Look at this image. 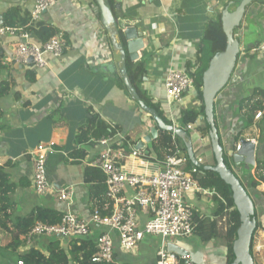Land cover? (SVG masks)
Masks as SVG:
<instances>
[{
  "label": "crops",
  "instance_id": "crops-1",
  "mask_svg": "<svg viewBox=\"0 0 264 264\" xmlns=\"http://www.w3.org/2000/svg\"><path fill=\"white\" fill-rule=\"evenodd\" d=\"M222 1L115 0V18L119 30L124 33V42H121L120 38L119 41L126 51L127 61L133 63L132 71L141 64L145 67L146 72L139 82L140 90L153 102L161 105L166 117L165 85L168 74L171 70L187 68L192 63L191 59L197 54L196 50L207 23L216 19V8L218 5L219 8L221 7ZM34 4L35 0H0V24L8 9L20 7L22 15H30ZM247 11L251 15L256 11L261 21H264L262 4H252ZM245 19L244 23L252 22L247 26L256 30L251 41L260 43L264 26L254 17L253 20L250 16L248 18L246 16ZM253 21H257L262 29L256 28ZM41 22L52 26L58 34L62 33L68 44L63 57H48V67L26 69L16 64L4 65L5 59L11 58L15 44L19 40L8 37L0 46V52L3 54L2 64L5 67V70L0 72V81L12 79L15 83L11 94L0 99V107L4 113L0 118L2 128L0 163L2 166L6 165L5 169L11 175L13 182L19 183L24 180L29 184L19 188L14 196L18 215L25 216L36 207H45L65 214L71 212L89 220L92 217L89 202L92 187L85 183L84 173L90 162L104 151V146L100 144L88 147L76 141L82 128L87 124L90 113L99 114L104 122L119 129L116 137L114 136L115 139L128 140L131 145L136 144V146L142 143L144 146L142 150L145 152L152 147V143H146L145 139L150 136L151 129L156 124L154 119L119 86L117 78L121 76V56L113 48L96 0H59L43 15ZM128 28H135L137 39L130 41L126 38L125 31ZM245 32L246 30L244 34ZM32 40L40 43L36 37ZM255 42L251 46V42L248 44L244 39L241 41V46L243 48V43L248 44L251 52V48L257 44ZM131 43L138 45L136 50L129 48ZM247 57L243 75L246 83L238 89L236 96L246 97L255 88L264 89V60L257 55L249 54ZM240 60L242 61V58L239 62ZM190 104L201 106L195 88L186 95L182 104L172 107L174 116L178 117L177 120L181 119V111ZM218 117L219 115H216V118ZM227 124L229 128L225 137L235 140V132L243 129L239 128L243 127V123L239 124V127L231 125V121H227ZM246 130V128L243 130L241 137L251 138L245 134ZM196 132V130L192 131L191 134ZM40 145L52 149L47 159L50 181L57 187L74 186L75 188L70 206L59 199L55 190H50L46 196H39L33 188L31 154ZM81 148H85L88 155L83 160L74 158L72 154ZM257 152L258 146L256 158ZM152 156L155 158V154ZM258 156L261 158L260 152ZM197 158L204 160V156ZM157 164L150 168L147 175L156 173L159 169ZM132 165H134L133 161L128 164V166ZM243 165L245 174L249 175L250 180L251 176H255V167ZM131 168L144 174L143 169ZM257 190L263 194L260 188ZM131 194V190H126L124 193L125 196ZM211 197L198 193L189 198L188 203L201 217L212 218L215 204ZM255 202L258 223L261 226L255 234L256 246L262 247L260 254L262 255L264 211L261 202L256 200ZM140 214L141 222L144 224L147 221V214L144 212ZM57 240L56 237L40 238L30 247L24 244L20 251L25 252L35 248L46 253L49 245ZM173 243L190 245L194 251L203 253L205 264L228 262L224 238L203 243L193 235L191 238L171 239L166 242L158 236H148L134 254L117 251L114 264H157L158 249L162 247L169 249V245ZM60 244L66 251L70 245L66 239H60ZM18 262H21L19 253L0 247V264H18Z\"/></svg>",
  "mask_w": 264,
  "mask_h": 264
},
{
  "label": "built area",
  "instance_id": "built-area-1",
  "mask_svg": "<svg viewBox=\"0 0 264 264\" xmlns=\"http://www.w3.org/2000/svg\"><path fill=\"white\" fill-rule=\"evenodd\" d=\"M58 1L35 0L26 26L6 27L0 24V46L8 37L19 40L15 44L11 58H6L4 65L16 64L26 69H44L48 67V57H63L68 44L62 33L42 44L33 41L34 35L28 31L30 28H35L41 22L43 15ZM145 1L154 2L155 0ZM262 8L264 9V4ZM261 24L264 26V21H261ZM250 54L264 60V33L259 46ZM248 55L243 50L240 52L239 59L242 58V61H238L228 84L215 101L216 115H224L228 121H232L233 112L238 106L236 93L246 83L243 75L244 62ZM197 60L198 54L191 59L192 63L187 68L171 70L165 85L167 117L172 125L182 127L188 132L203 128V119H200L196 125L183 126L181 119L177 120L178 117L174 116L172 107L183 102L186 95L194 89L192 74L198 66ZM261 118L262 113L259 112L255 122L257 123ZM243 130L238 129L235 132L236 139L239 140H234L228 147L233 149L234 155L241 152L244 140L257 145L254 138L241 137ZM115 137L101 139L99 144L104 146V151L89 164L90 167L100 170L105 175V197L112 203V214L102 216L99 211H95L88 220L67 212L60 223L38 222L23 238L26 247L32 246L35 240L45 237H56L68 241L92 240L97 252L87 264H114L117 251L123 254H134L148 236H158L166 242L171 239H187L194 235L196 210L188 203V199L198 193L209 196L215 193L199 185L198 177L201 170L190 165L186 149L178 148L174 155L169 156L163 164H159L145 158L144 150H138L130 142L117 140ZM51 150L47 146L40 145L31 154L33 188L39 196H46L50 190H55L59 199L70 206L75 194L74 186L57 187L49 179L47 159ZM197 159L200 164H205L202 158ZM131 161L134 165L128 166ZM154 164H157L159 169L156 173L147 175ZM131 167L143 169L144 174L132 170ZM126 190H131L132 194L125 196ZM141 212L147 214V221L144 224L141 222ZM96 230L100 232H95ZM262 250V247L254 246L253 252L260 255ZM156 257L157 264H194L188 257H181L165 247L158 249ZM18 264L24 263L21 261Z\"/></svg>",
  "mask_w": 264,
  "mask_h": 264
},
{
  "label": "trees",
  "instance_id": "trees-1",
  "mask_svg": "<svg viewBox=\"0 0 264 264\" xmlns=\"http://www.w3.org/2000/svg\"><path fill=\"white\" fill-rule=\"evenodd\" d=\"M106 1L109 3L114 13L115 0ZM242 1L243 0H223L221 7L219 8L218 5L216 8V19L210 20L207 23L206 29L203 32L197 49L198 66L196 67L195 73L192 74L194 87L197 93V99L201 103V106L197 107L194 104H190V106L181 111V123L183 126L196 125L197 122L205 116V104L202 99V78L204 73L207 71L213 57L217 53L225 51L228 44V39L223 29V12L225 8L236 10ZM255 3H261L263 5L264 1L259 0L252 4ZM28 22L29 14L22 15L20 7H13L6 11L1 25L6 27H23L26 26ZM241 25L242 23L236 29H240ZM28 31L32 32L34 35L33 37H36L42 44L49 42L58 34L57 30L52 26L46 25L42 22H39L35 28L28 29ZM119 38L121 42H124V33L122 30H119ZM258 46L259 43L255 44L251 49L257 48ZM2 59L3 54L0 52V72L5 70V67L2 64ZM132 67L133 63L128 60L127 71L133 86L141 97V100L149 107L155 109L158 112L159 117L166 124L172 125V122L166 117L161 105L153 102V100L150 99L146 93L140 90L139 82L146 72L145 67L141 64L136 68L135 71H132ZM28 74L30 75V73ZM29 80L32 79L29 78ZM117 81L119 86L128 95L129 93L125 87L123 78L118 76ZM14 84L15 83L12 79L0 81V99L11 94ZM236 102L238 103V113L245 120V128H250L256 124L261 130V139H263L264 89L255 88L246 97L238 96ZM259 112L262 113V118L256 123L255 118ZM3 114V109L0 107V118L3 116ZM197 128L198 127H196V129ZM199 129L209 136L206 126L203 128H198L197 130ZM1 131L2 128L0 127V133ZM118 131V128H114L110 124L104 122L99 114L92 112L90 113L87 124L82 128L81 133L77 137L76 141L80 145L86 144L88 147H93L99 144L101 139L115 136ZM134 146H136V144H134ZM178 148L186 149L185 145L178 137L174 136V134L170 132L161 130L159 131L158 137L152 142V147L148 150L149 154L148 152L143 151V155L150 161L163 164L169 156L175 154ZM152 154H155V158L152 156ZM87 155L88 152L85 148H81L72 154L74 158L79 160L85 159ZM224 160L227 167L231 169L226 159ZM190 165H192L191 162ZM5 167L6 165L0 167V247L7 251L19 253V259L25 264L89 263L92 256L97 252L96 245L92 240L69 241L70 245L66 251L61 247L60 238H58L57 241L49 245L46 253L35 248H30L25 252L20 251L21 247L25 244L23 240L24 236H27L30 233L36 223H60L65 213L50 208L36 207L32 210V212L25 216L18 215L17 203L14 199V196L16 195L19 188L29 186V184H26L24 180L20 181L19 183L13 182L11 175L6 171ZM255 173V176L250 177L251 190L248 191V189L245 187L249 195L251 192L260 193L257 189L264 183V159L259 158L258 152ZM84 181L86 184L91 185L92 187L89 197L92 214L95 211H99L102 216H110L112 214L113 206L112 203L109 202L105 197V175L100 170L88 166L85 169ZM198 182L203 189L213 191L215 193L211 197L215 204V208L213 210L212 218L201 217L197 214V212H195L194 235L198 237L203 243H209L213 240L224 238L227 246V264H231L234 261L233 245L237 239V232L241 225L240 214L236 209L233 199V192L230 187L215 172L212 171H201V174L198 177ZM262 195L264 196V194ZM254 204L256 208L255 201ZM256 220L257 229L253 236L251 253H253L255 234L261 227L258 223L257 209ZM221 222H224V225L223 223L220 224ZM221 225L223 226V231L225 232L224 234H222Z\"/></svg>",
  "mask_w": 264,
  "mask_h": 264
},
{
  "label": "water",
  "instance_id": "water-1",
  "mask_svg": "<svg viewBox=\"0 0 264 264\" xmlns=\"http://www.w3.org/2000/svg\"><path fill=\"white\" fill-rule=\"evenodd\" d=\"M259 0H243L236 10L225 8L222 16L223 29L228 39L227 48L223 52L217 53L211 60L207 71L202 78V99L205 104V126L208 129L209 137L213 148L214 165L200 164L194 153L193 142L190 132L182 127L168 125L160 117L158 112L149 107L141 100L139 93L133 86L127 71V56L123 45L119 41V28L114 13L106 0H96L101 11L102 22L107 29L112 40L113 48L119 52L121 77L125 87L134 102L138 103L140 108L150 115L155 121V127L151 129V134L145 139L146 143H152L159 135V131H166L174 134L185 145L188 158L192 165L198 167L202 172H215L232 190L233 199L240 214L241 225L237 232V239L233 245L234 261L231 264H255L251 247L253 236L257 229L256 208L253 199L247 192L245 186L235 174L227 167L224 160V147L220 143L219 132L215 122V101L218 94L228 84L236 66L240 52V41L234 37L236 28L243 23L248 7ZM264 1V0H261ZM125 36L130 41L137 39L135 28H128ZM136 43H131L129 48L136 50ZM32 62V60H31ZM242 150L234 155L237 163L256 166V144L244 140ZM143 144L136 146V149L142 150ZM169 251L175 252L181 257H188L194 264H205L204 255L199 251H194L193 247L186 244H170Z\"/></svg>",
  "mask_w": 264,
  "mask_h": 264
},
{
  "label": "rangeland",
  "instance_id": "rangeland-1",
  "mask_svg": "<svg viewBox=\"0 0 264 264\" xmlns=\"http://www.w3.org/2000/svg\"><path fill=\"white\" fill-rule=\"evenodd\" d=\"M257 4H261V3H257ZM250 11H251V9H250ZM246 16H247V18H248V16H250V19L252 18V20L254 17V19H258V21H260L259 23H261V19H260L261 17L258 13H256V11H254L252 13V15L249 14L247 11ZM246 16H245V18H246ZM245 18L243 20L241 28L240 29L238 28L235 30L236 35H238L236 38H238L240 43L242 40L246 39V42L248 44L251 42L250 45L252 46L255 41H251V40L253 39V35H254L256 30H255V28L251 29L250 27L247 26L248 24H251L252 22L247 21V23H244V21H246ZM253 25L256 28L260 27L262 29L261 26H258L257 21H255L253 23ZM243 28H244V30H246L245 34H244ZM255 43H257V42H255ZM248 44L243 43V48L240 44V50H243V52L250 54V52H249L250 46H248ZM246 58L248 59V57H246ZM1 99H3V98H1ZM136 104H138V103H136ZM179 104H182V102ZM215 121H216V125H217L218 132H219L220 142L224 146V159H226V161L228 162L231 169L239 177V179L244 184V186L248 189V191L251 190L250 186L248 187V182L250 180H249V175L245 174V171H244L245 168L243 165L244 163H237L234 160L233 149L228 148L234 142V139L225 137L226 133L228 132V128H229V126L227 124V121H228L227 117L224 115H221L218 118H215ZM244 122H245L244 118L241 115H239L238 110L236 109L233 112L231 125H235L236 127H239V124L243 123V129H245ZM239 128H241V127H239ZM246 129L247 130H246L245 134H248L251 138H254L257 141V144L259 147L258 152H260L261 158L264 159V138L261 139L262 133H261L260 128L255 124L254 126H252L250 128H246ZM196 131L197 132L195 134H191V132H190L191 139L193 142L194 153H195L196 157L204 156V160H205V163L207 165H210V164L214 165L215 162H214V157H213V148H212V144H211V139H209L210 137L207 136L201 129L196 130ZM201 139H202V141H201ZM259 188L262 190V192L264 194V184H262ZM250 195L252 196V199L254 201L256 200L259 203L261 202V204L263 206V211H264V196L258 192H256V193L251 192ZM206 202H208V201H206ZM222 223L224 225V222H221L220 224H222ZM221 229H222V234H224L225 232L223 231L222 225H221ZM256 245H257V240H256V238H254L253 246H256ZM253 249H254V247H253ZM253 255H254V259H255V264H264V252L262 255H258L255 253Z\"/></svg>",
  "mask_w": 264,
  "mask_h": 264
},
{
  "label": "clouds",
  "instance_id": "clouds-1",
  "mask_svg": "<svg viewBox=\"0 0 264 264\" xmlns=\"http://www.w3.org/2000/svg\"><path fill=\"white\" fill-rule=\"evenodd\" d=\"M235 38H236V32H235ZM236 39H238V38H236ZM253 49H251V51H252ZM242 50H240V52H241ZM240 52H239V55L238 56H240ZM238 61H239V59L237 60V63H238ZM195 88V87H194ZM214 111H215V114H216V110H215V108H214ZM202 119V118H201ZM203 122L205 123V121L203 120ZM253 254H254V252H253Z\"/></svg>",
  "mask_w": 264,
  "mask_h": 264
}]
</instances>
